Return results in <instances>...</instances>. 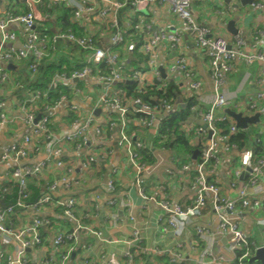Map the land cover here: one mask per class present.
<instances>
[{"label":"built area","instance_id":"built-area-1","mask_svg":"<svg viewBox=\"0 0 264 264\" xmlns=\"http://www.w3.org/2000/svg\"><path fill=\"white\" fill-rule=\"evenodd\" d=\"M20 1V0H15ZM28 8L27 12L21 14L8 13L0 17V41L1 43H14L22 39V48H9L3 51L0 47V61L2 62H27L26 72L33 78L42 62L53 53L61 52L63 44L69 51L74 50L83 55L81 69L71 72L54 74L49 84L51 88L64 87L72 97L84 99L86 92L77 86V82H92L98 90L95 102L96 107L104 108L109 115L103 124H97L94 117L85 115L76 105H69V116L72 119L65 128L53 132L49 125L54 127L50 108L67 102V96L60 93V97L54 102L53 107L42 104L43 116L35 122L38 115L40 98L47 100L48 97L41 91L27 94L24 101L16 102L18 112L21 115L22 124L27 128L22 140L16 144H9L2 149L0 154V168L8 167L2 174L0 180V199L10 192L9 184H14L18 189V199L14 205L0 208V236L10 239L8 245L11 247L5 256V264H29L27 251L33 249L45 250L41 240L40 230L42 227L50 231L52 223L44 216L46 213L60 211V216L76 224L77 232L83 230L88 234H96L88 226L79 224L76 218L77 202L73 197L65 196L55 199L52 192L56 184H46L43 195L34 204L27 205L24 201L28 198L27 184L32 177H41L50 163L55 167H64L60 158L64 157L62 145H73L77 150L84 147H94L103 141L105 131H111L114 127L118 129V144L123 148L125 154V165L130 166L134 179L132 187L137 191L140 199L148 204L156 206L163 214L159 219L161 231L171 233L176 240L192 227L203 241H209L212 236H220L225 240L226 252L215 253L210 248L204 250L199 258L198 264H245L254 252L260 248L249 240L248 235L241 228L238 215L247 209H264V153L257 154L255 148L238 152L236 146L229 142V137L238 132L233 118L224 112L225 109L242 116L251 117L259 115L264 123V0H252L247 5L249 11H245L239 19L244 24L248 23V17L253 16L255 28L252 39L245 42L237 34L232 40L212 34L209 27L199 24L192 13V0H24ZM222 2L225 0H210ZM233 5L242 0H228ZM42 4L61 6L71 9L74 29L58 28L52 30V35H44L39 28L48 20L47 16L38 18L36 10ZM167 6L170 13L178 22V28L164 30L161 34L151 29L147 23V11L153 7ZM229 10V7H227ZM226 8V11L229 12ZM221 15V11H215ZM90 23L96 24L103 38L108 39L105 47L98 45V40L89 32ZM17 25L20 33L9 31L8 27ZM44 30V29H43ZM148 32L146 36L143 33ZM139 37H142L139 39ZM189 41L197 53L207 59L208 68L213 85V94L206 103L204 110H198L197 116L201 122L200 133L210 135L198 160L193 164L184 165L183 172L192 173L190 178V189L193 193L192 204L183 208L169 198L159 199L157 194L147 196L144 193L146 178L153 171V164H145L142 161V151L146 145L134 138L128 128V118L144 119L148 127L156 121L159 112H172L174 104L165 99H158L157 106L151 107L136 99L125 98L124 89L119 86L125 83L135 85L138 90L147 85L158 83L159 89L167 87L166 77H163L157 67V49L162 46L172 56L168 73H180L189 83V91L198 93L202 89V83L197 80L195 72L189 67L185 57L181 54L185 41ZM65 49V48H64ZM65 49V50H67ZM145 54L148 58L145 70H134L127 68L119 51ZM246 64L251 67L258 65V76L255 83L261 90L254 96H248L239 100L235 91H228L226 86L228 76L232 74L238 64ZM104 64L103 69L99 66ZM10 83V76L0 68V85ZM20 88V86H19ZM196 102L204 103L201 96ZM13 120V119H12ZM10 119L5 112V104L0 102V131H2ZM227 123L228 133L222 134L218 124ZM242 130V129H241ZM184 131H189L184 128ZM264 136V132H260ZM264 139V138H263ZM258 144L259 139L254 141ZM61 144V149L55 145ZM43 147L48 149L49 157L38 163H27L31 154H38ZM87 149L85 158L81 162V172L85 173L92 165L98 164L99 158L105 161L110 155L109 151L100 148V153ZM231 154L237 152L240 160L236 171H229L233 175L230 187L235 191L233 198H227L222 194V188L213 180L215 170L220 165L221 153ZM172 159V158H171ZM170 159V160H171ZM172 162V161H171ZM250 169L247 172L246 169ZM167 176H174L178 171L171 165L165 169ZM116 171L112 172L115 176ZM244 176V180L239 178ZM66 192L72 187L66 185ZM84 181L83 175L76 184ZM107 188L115 190L114 178L108 179ZM208 209L212 213V226L195 222L194 219L201 217L203 211ZM58 210V211H57ZM31 212L34 217L29 223H14L13 220L22 222L24 213ZM21 217H20V216ZM59 215V214H58ZM126 219L134 221L131 209H128ZM211 221V223H212ZM136 234V233H135ZM75 238L74 233L57 230L53 233L50 247L49 259L44 264H65L68 261L71 249L70 242ZM137 238V235H136ZM139 238V237H138ZM129 245V244H128ZM181 243L176 244V250L170 253V264H181L186 257L182 253ZM147 252L161 253L157 249H146ZM48 252V253H49ZM124 264H133L134 254L131 250L124 255Z\"/></svg>","mask_w":264,"mask_h":264},{"label":"crops","instance_id":"crops-1","mask_svg":"<svg viewBox=\"0 0 264 264\" xmlns=\"http://www.w3.org/2000/svg\"><path fill=\"white\" fill-rule=\"evenodd\" d=\"M227 7H229V10ZM226 8L229 12L226 11ZM27 10L28 8L24 0H0V17H4L8 13H25ZM151 10L146 12L148 15L146 20L152 30H154V25L157 28L163 27L164 30L178 28V22L172 16L167 6L155 5ZM191 10L195 20L199 24L209 27L212 34L216 36L223 37L229 41L232 40L233 36L227 32L226 25L230 20H234L238 35L245 44L249 43L252 39L253 29L255 28L254 17L252 15L249 16L248 23L244 26L238 15L239 11H242L243 14L245 11H249L247 5L236 8V5H233L229 1L226 3V0L222 2L192 0ZM216 10L221 11L222 14L217 15L215 13ZM36 15L38 18L48 16L46 22L49 28L51 27L53 31L55 30L57 26V15L55 13L46 14L38 7ZM251 17H253L252 25L250 24ZM8 29L17 34L21 32L20 27L17 25H11ZM89 32L98 40L99 46H107L108 39L102 37L100 29L96 24L90 23ZM148 34L145 31L142 36ZM141 38L139 37V39ZM22 43L21 38L14 43H1L0 41V47L3 51L8 50L10 47L20 49ZM67 48L65 45V49ZM65 49H63L64 55L69 51ZM59 53L61 54L62 52ZM181 54L187 60L189 67L195 72L197 80L202 83V89L199 94L189 91V83L184 79L182 74L178 72L174 74L168 73L167 69L171 64L172 56L168 54L165 47L160 46L156 51L157 67L158 69H163L165 73L164 77L167 80L173 81L178 85L184 98H178L174 102L172 112L161 111L156 114V121L152 126L148 127L144 119L140 120L138 118L132 119L128 128L130 133L134 135L133 139L139 140L146 145L142 155L143 163L153 164L152 167H154L144 183L145 195L151 196L157 194L159 199L166 197L178 203L181 207L187 208L192 204L193 199L189 183L191 173L181 170L184 165L177 168L174 165L171 152L155 147L154 140L158 136L159 126L164 119L170 117L178 110L186 108L189 99L194 98L196 101V98L201 96L205 104L196 102L190 108L192 114L189 116L187 122L182 125L183 129L188 128L189 130L186 132L190 136L189 142L192 145L199 144L201 146L200 150H194L200 154L207 142L208 135L199 132L202 129V125L197 116V111L206 108V103L213 94V85L207 59L197 53L188 40L184 42ZM122 59L126 65V58L122 57ZM0 68L4 69L10 76V83L0 85V102L5 104V112L10 119V123L0 131L1 154L5 146L19 143L27 131V128L21 122L22 119L16 102L20 100V97L18 98L17 95V88L21 85L20 83L26 84L25 78L28 74L23 63L0 61ZM258 68V65L248 67L244 63L238 64L232 74L228 76L227 90L230 92L235 91L239 100H243L248 96H254L261 90V87L255 83L258 76ZM81 89L86 92L84 99H76L71 96L73 93L68 92L67 96L70 99L67 102L57 105L56 108L53 107L54 103L50 104V107L54 108H50L52 120L54 124H60V126L54 125L55 129H63L68 126L69 105H76L87 116L92 113L97 124H103L107 121L108 117L113 118L116 116L115 113L109 115L106 109L95 106L98 90L92 82L82 81ZM23 95L25 94H22L21 97ZM95 110H100L101 113L95 116L93 114ZM262 126L263 131V121ZM61 144L57 143L55 146L61 149ZM62 146L64 157L60 158V160L64 167L69 168L70 172H67L63 167H54L53 163H50L44 174L39 178H35L43 183V190L46 184H56V189L52 192V196L55 199H62L65 196L73 197L77 202L75 214L79 224L88 226L98 235L88 234L83 230L77 232L75 223L64 219L58 214L46 213L44 216L51 221L52 228H54L50 231L48 228L42 227L40 230L41 240L46 251L44 249L28 250L27 258L29 264H44L45 259H49L53 233L57 230L75 234V238L69 244L71 252L65 264H124V255L129 250L134 254L133 264H170V253L176 250V244L178 243H181V251L184 257H186L185 262L181 264H198L202 252L207 248H210L215 253H221L224 250L226 252L225 240L217 235L212 236L209 241H203L197 235L194 228L190 227L180 239L176 240L171 236V233H163L161 231L159 219L163 218V213L156 206L144 203L138 196L137 191L132 187L134 173L130 166L125 165V154L123 148L118 144V129L116 127L111 131H105L103 141L98 145L89 147L92 152L100 153L106 150L110 152V155L107 156L104 162L96 158L98 159V164L92 165L85 173L81 172L80 167L81 162L85 158V151L89 150V148L84 147L77 150L73 145ZM100 148H102V151H100ZM37 153L31 154L27 163L36 164L40 160L45 161L50 156L46 147H43ZM149 159L154 160V162H147ZM220 159V165L214 172L213 180L217 181L221 186L222 194L225 197L233 198L236 193L231 189L230 183L234 177H232L233 175L229 176L227 173L230 170L234 172L238 169L240 157L237 152L231 154L222 152ZM193 162L191 159V162L185 165L193 164ZM171 165L178 173L174 176H167L165 169ZM8 167L11 166L0 168V180ZM113 171H116L115 176L112 175ZM81 175H83L84 181L79 185H75ZM111 178L115 180L114 191H110L106 184L108 179ZM62 179L65 180L66 185L74 187L66 192V189H64L65 183L61 181ZM239 179L244 180V177L243 179ZM128 209H131L134 217L133 222L126 219ZM211 215L212 213L208 209H205L201 217L194 220L195 222L212 226V231H214L215 224L211 220ZM33 217L34 215L31 212H27L23 214L22 222L15 219L13 222L15 224L29 223ZM238 220L241 228L248 235L249 240L254 242L258 247H264V209H247L241 215H238ZM10 248L4 240H0V264H5V256ZM146 249H157L161 253L147 252Z\"/></svg>","mask_w":264,"mask_h":264},{"label":"trees","instance_id":"trees-1","mask_svg":"<svg viewBox=\"0 0 264 264\" xmlns=\"http://www.w3.org/2000/svg\"><path fill=\"white\" fill-rule=\"evenodd\" d=\"M42 11L46 14H53L57 15V23L56 27L58 28H70L75 30L74 24L72 22V11L71 9L65 7L64 5L61 6H53V5H46L42 4L41 7ZM48 17V16H47ZM44 29V30H43ZM44 35H52V29L49 28L47 22L41 24L39 28ZM65 45L63 44L60 53H53L50 55L45 61L42 62L41 66L39 67L36 75L31 78L30 76L26 75V84H22L18 89V98L20 101H24L26 99V95L34 92V91H41L45 93L48 97V101L44 100V98H40L39 108L37 110V114L42 112L41 108L43 105L46 104L50 106V104L57 101L60 97V93L65 94L67 96L68 91L60 86L58 88H49V84L52 80L54 74H60L62 72H71L75 69L82 68V61L83 55L78 54L72 50L68 51L64 55L63 49ZM120 56L126 58L127 64L126 67L134 69V70H145L146 63L145 58L147 56L145 54L139 53L137 50L133 52H123L119 51ZM60 54V55H59ZM77 55V56H76ZM23 63L24 67L26 68L27 62ZM103 69L104 64L99 66ZM77 86L81 87V82H77ZM124 89L125 98L129 99H136L138 98L141 103L147 104L151 107L157 106L158 99H165L169 101L171 104L178 99H182L181 91L178 85L175 84L173 81L167 82V87L165 90L159 89L158 83H153L151 85L145 86V88L138 90L135 85L125 83L123 85H119ZM22 94H25L21 97ZM184 98V97H183ZM69 100L70 97L67 96ZM196 104L194 98L188 100V106L186 108H182L178 110L170 117L164 119L158 129V136L154 140V146L157 148H162L164 150L170 151L173 156L174 165L177 168L182 167L183 165L191 162V155L194 150H200L201 146L192 145L189 142L190 136L184 131L182 125L187 122L189 116L192 114L190 108H192ZM72 119V115H70L67 120L70 121ZM129 123L134 119L133 116H129L128 118ZM55 126H60V124H54ZM254 125L249 126L246 130L238 129V132L235 135H231L229 137V142L234 144L238 150V152H242L247 149L255 148L257 154L264 153V136L260 134L257 129H253ZM49 128L54 132L58 129L49 125ZM218 128L222 132V134L228 133V124L221 123L218 124ZM255 139H259V143L256 144L254 141ZM145 150L142 151V155ZM200 154L196 156V160H198ZM149 163H153L154 160L149 159L147 160ZM192 175V173H191ZM10 187V192L7 195H3V198L0 199V208H7L11 205H14L18 199V189L17 186L14 184L7 185ZM43 183L38 181L35 177L29 179L27 184V190L29 192L28 198L24 201L27 205L36 203L41 196L43 195ZM58 211V210H57ZM60 215V211L57 212ZM56 214V213H55ZM249 259L245 261V264H253L248 262Z\"/></svg>","mask_w":264,"mask_h":264},{"label":"water","instance_id":"water-1","mask_svg":"<svg viewBox=\"0 0 264 264\" xmlns=\"http://www.w3.org/2000/svg\"><path fill=\"white\" fill-rule=\"evenodd\" d=\"M228 2V0H226V3ZM252 2V0H242L239 4L236 5V8H240L242 6H246V5H249L250 3ZM226 29H227V32L232 35V36H235L238 34V30L237 28L235 27V21L234 20H230L227 25H226ZM22 48V47H21ZM159 71L161 73V75L164 77L165 76V73L163 71L162 68H159ZM101 113L100 110H95L93 111V114L95 116H98V114ZM236 126L242 130H246L249 126H252V125H256L258 123V118L256 116H251V117H245V116H242V114L240 113H233L231 112L229 114ZM43 115L40 114L37 116L35 122L38 121V119H40ZM210 135L207 136V138H209ZM198 154V151H194L191 155V159L193 161L196 160V156ZM247 172H250V169H246ZM245 176V174H243V177ZM243 177H241V179H243ZM73 256V255H72ZM249 263H259V264H264V247H260L258 248L254 255L249 259L248 261Z\"/></svg>","mask_w":264,"mask_h":264},{"label":"rangeland","instance_id":"rangeland-1","mask_svg":"<svg viewBox=\"0 0 264 264\" xmlns=\"http://www.w3.org/2000/svg\"><path fill=\"white\" fill-rule=\"evenodd\" d=\"M242 11H239L238 12V15L239 16H242ZM252 22H253V17H251V20H250V24L252 25ZM154 31H156L157 33H159V34H161L163 31H164V28L163 27H156L155 25H154ZM77 56V55H76ZM148 62V58H145V63H147ZM224 112L226 113V114H230L231 112H230V110H228V109H225L224 110ZM256 117L258 118V123L256 124V125H254V127H252L253 129H257L259 132H264V130L262 131V120H261V118L259 117V115H256ZM4 240L5 241V243H9V241H10V239L9 238H7V237H5V236H0V240ZM254 264H257V263H254Z\"/></svg>","mask_w":264,"mask_h":264}]
</instances>
